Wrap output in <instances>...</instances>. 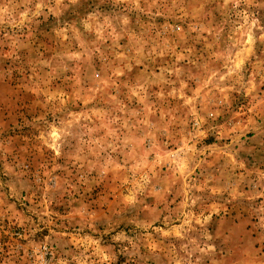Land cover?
Segmentation results:
<instances>
[{
	"label": "rangeland",
	"instance_id": "1",
	"mask_svg": "<svg viewBox=\"0 0 264 264\" xmlns=\"http://www.w3.org/2000/svg\"><path fill=\"white\" fill-rule=\"evenodd\" d=\"M42 244L264 264V0H0V264Z\"/></svg>",
	"mask_w": 264,
	"mask_h": 264
},
{
	"label": "built area",
	"instance_id": "2",
	"mask_svg": "<svg viewBox=\"0 0 264 264\" xmlns=\"http://www.w3.org/2000/svg\"><path fill=\"white\" fill-rule=\"evenodd\" d=\"M32 255L36 256L35 260L40 261V264H47L51 260L52 250L48 245L42 244L32 250L30 256Z\"/></svg>",
	"mask_w": 264,
	"mask_h": 264
}]
</instances>
